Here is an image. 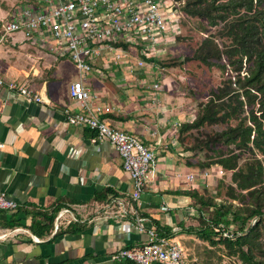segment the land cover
I'll use <instances>...</instances> for the list:
<instances>
[{"label":"crops","instance_id":"obj_1","mask_svg":"<svg viewBox=\"0 0 264 264\" xmlns=\"http://www.w3.org/2000/svg\"><path fill=\"white\" fill-rule=\"evenodd\" d=\"M30 3L15 0L14 9L4 5L0 14V23L6 20L0 24V76L43 97L30 100L0 87V193L18 203L15 209L0 210V264H137L113 256L148 242L146 231L138 229L139 218L179 241L196 238L187 228L198 227L192 208L197 209L191 196L180 191L210 189L223 174L217 173L219 167L188 163V157L194 159L178 138L182 120L171 124L161 118L153 99L161 87L158 76L148 65L115 62L111 52L94 59L92 70L84 74L64 47L60 53L50 49L55 44L46 31L5 34L6 22ZM73 70L78 73L72 76ZM77 79L98 97L83 104L73 98L70 87ZM67 111L96 116L155 151L139 201L132 197V180L118 151L108 142L93 144L96 133L85 124L70 123ZM178 112L174 108L170 117ZM115 195L134 212L98 210V204ZM65 206L73 215L67 225L55 216ZM46 216H54L52 225Z\"/></svg>","mask_w":264,"mask_h":264},{"label":"trees","instance_id":"obj_2","mask_svg":"<svg viewBox=\"0 0 264 264\" xmlns=\"http://www.w3.org/2000/svg\"><path fill=\"white\" fill-rule=\"evenodd\" d=\"M176 1L183 13L181 25H195L202 37L193 58L218 66L225 76L222 84L199 102L192 118L178 124L181 144L187 135L193 138L183 147L194 159L188 157V163L224 171L221 196L207 188L203 192L180 191L191 196L201 217L198 227L187 228L196 238H183L189 261L264 264V0ZM168 48L151 57L141 50L140 54L145 61L157 64L153 70ZM228 70L233 74L226 76ZM217 124L225 127L205 130ZM46 218L52 225L54 216ZM232 225L241 232L237 229L233 235H225L224 230Z\"/></svg>","mask_w":264,"mask_h":264},{"label":"built area","instance_id":"obj_3","mask_svg":"<svg viewBox=\"0 0 264 264\" xmlns=\"http://www.w3.org/2000/svg\"><path fill=\"white\" fill-rule=\"evenodd\" d=\"M39 3V6L26 5L18 16L8 20L5 34L21 29L46 31L55 44L50 49L60 53L59 47H64L84 74L92 70L93 60L105 52H111L115 62H135L140 68L146 65L155 67L156 63L141 57L140 50L147 57L164 52L172 45L177 18L181 19L183 15L176 0H39ZM134 67H131L132 71ZM155 86L158 87L157 84ZM0 87L30 100L43 101V97L33 89L15 80H4L0 76ZM70 95L82 104L89 98L98 97L97 93L88 92L81 79L72 83ZM84 107L87 108V104ZM67 112L70 123L85 124L96 133L91 138L93 144L108 142L118 151L123 168L132 180V197L139 201L150 166L156 158L155 151L135 135L111 127L96 116ZM223 172L222 168L217 169V173ZM204 174L208 176L209 171H204ZM188 178H192V174ZM17 206L13 198L0 193V210ZM100 209L107 213L134 212L129 211L123 204V198L116 195L98 204ZM192 210L196 212V218L200 217L198 210ZM55 216L56 221L61 216L65 219L63 225L69 224L73 218L67 206L60 208ZM138 221V229L146 231L148 242L141 248H122L113 256L114 259H130L137 264H192L186 259L185 248L178 239L162 228L148 226L143 218ZM231 227L224 230L225 235L234 234Z\"/></svg>","mask_w":264,"mask_h":264},{"label":"rangeland","instance_id":"obj_4","mask_svg":"<svg viewBox=\"0 0 264 264\" xmlns=\"http://www.w3.org/2000/svg\"><path fill=\"white\" fill-rule=\"evenodd\" d=\"M14 1L15 0H0V14L4 12V5H7L8 9L10 6L14 9ZM22 2L26 4L32 1L22 0ZM33 4L37 5L36 3H30V5ZM22 6L24 8L26 5ZM19 7H21V5H19L18 8ZM5 21H1V23L3 24ZM176 23L177 27H175V36L171 42L173 45L174 41L177 39L176 44L173 46L170 45L171 47L168 48L169 52H166L167 54L164 53L166 54V57L162 59V61H159L158 67L151 70L152 75L158 76L157 80L161 84L160 90L155 89L157 92H159L156 96L157 99L154 97L153 99L156 100L160 108L159 110L162 112L161 118H167L166 121H171V124L180 120L185 121L189 118H192V115L198 111L199 102L207 98L212 89L217 88V86L222 84L225 79V76H223L218 66H208L200 62L198 59L193 58L195 48L200 43L202 38L200 33L194 29L196 26L193 24L190 25L189 22H184V25H181L180 18H177ZM214 31L215 29L211 30V32ZM178 32L180 34L182 33L183 36L185 35V37L177 38V35L179 34ZM156 53L157 52H153V54ZM71 73L73 76L78 72L77 70H73ZM231 73L233 74L231 70H228L225 75L230 76ZM241 75H243V73ZM67 81L68 80L66 78L62 84L66 83ZM144 94L149 95L151 93L144 92ZM174 108L179 111L176 115L177 117H170L174 111ZM169 111L172 112L169 113ZM223 127H225V124H217L211 127H205V130L211 132L213 129L217 130L222 129ZM193 132H197V130H194ZM192 139V136L187 135L185 137V143L182 144V147L187 146ZM222 180V177H217L214 185H210V189L207 187V191L212 192V189L216 187L215 189L218 191H216V193L218 196H221L223 194V188L218 186V182ZM203 190L204 189H202L201 192H203ZM221 192L222 194L220 195ZM200 218L201 217H197L199 222ZM251 221L253 222L254 219ZM231 229V232H236L237 229L238 233L241 232L237 225H232ZM180 241L185 248L186 259L189 261V254L186 251L187 248L184 245L183 240Z\"/></svg>","mask_w":264,"mask_h":264},{"label":"water","instance_id":"obj_5","mask_svg":"<svg viewBox=\"0 0 264 264\" xmlns=\"http://www.w3.org/2000/svg\"><path fill=\"white\" fill-rule=\"evenodd\" d=\"M255 220H256V218H254V221L252 222V224H254V223H255Z\"/></svg>","mask_w":264,"mask_h":264}]
</instances>
